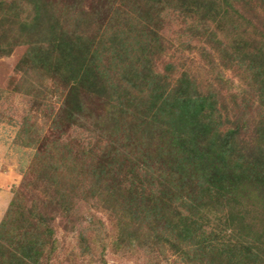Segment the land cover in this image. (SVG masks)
Returning <instances> with one entry per match:
<instances>
[{
  "label": "trees",
  "instance_id": "obj_1",
  "mask_svg": "<svg viewBox=\"0 0 264 264\" xmlns=\"http://www.w3.org/2000/svg\"><path fill=\"white\" fill-rule=\"evenodd\" d=\"M49 1H12L7 15L15 17L17 2L24 4L26 17L20 31L25 43L31 46L27 58L31 59L34 70L50 63L56 67L67 63L68 66L63 67L65 78L82 84L87 79L86 93L97 96L103 108L102 115L97 116L100 122L93 118L96 121L93 126L104 128L107 138L112 140L126 135L128 141L133 140L143 150L158 153L155 146L161 139L164 141L159 133L158 118L176 108L178 115L189 123L201 124L202 131L189 137V145H184L183 136L174 142L182 147L183 162L173 159L163 163L158 159L157 172L169 171L171 174V180L163 183V188L167 194L176 190L165 201L155 194L153 201L146 198L145 188H142L130 203L122 202L123 196L114 190L119 186L112 188V181L102 177L105 168H92L94 177L87 178L82 174L85 172L74 165V160L65 167L63 176L58 174L60 167L46 165L33 182L26 177L0 227V264H42L44 260H50L56 243L52 225L58 219L65 232L80 234L83 254H93L91 245L102 243V229L94 228L91 223L84 226L82 206L91 203L101 208L113 223L117 237L110 247L116 253H137L147 260V264H160L159 259L168 260L171 256H178V261L184 264H203L208 252L218 247L219 254L209 264H252L248 258L254 245L243 248L238 243L225 242L224 218L219 217L223 200L238 203L242 187L232 181L238 180L237 177L212 167L218 161L215 157L241 161L247 158L242 153L249 152L252 155L247 164L259 169L264 183V40L248 38L251 21L242 18L236 8L246 1L264 6V0H133L132 9L117 12L119 18H125V15L127 20L135 19L140 32L147 38L148 48L141 51L129 48L122 39V28L114 30L108 39L103 33L100 39L97 37L98 44L96 37L90 42L78 34L80 23L75 30H66L54 9L55 4ZM79 5V1H74L68 8L72 11ZM5 6L6 0H0V13L6 10ZM169 18L186 25L188 37L210 44L219 53L218 63L222 68L239 74L240 80L247 84L241 96L232 92L224 94L212 87L205 89L188 71L176 80L170 69H167L168 74L156 71L157 52L159 55L164 52L162 50L160 54L163 40L160 31ZM3 24L11 27L13 18H6ZM212 24L217 25L212 27ZM83 25L90 28L92 23ZM221 33L224 39L220 38ZM112 52L118 61L116 66L121 78L118 86L102 64L99 65ZM28 65L25 59L18 71L32 70ZM73 65L77 67L72 76L67 73ZM252 97L261 104L263 114L252 132L255 134L252 141L256 142L249 144L241 137L252 128L248 122L242 126L244 114L238 109V101H248ZM44 105L38 104L39 109ZM74 110L67 114L70 124L76 120ZM89 111L87 104L79 112L81 120L88 118ZM214 144L220 150H213ZM85 154L96 161L95 153ZM186 159L197 162L194 170L198 180H193L192 175L188 178ZM177 177L180 180L176 181ZM29 195H32L30 207L27 204ZM238 224L228 218L225 221L226 229L232 226L234 232L238 231ZM208 230L212 232L208 234ZM225 259L228 261L224 262Z\"/></svg>",
  "mask_w": 264,
  "mask_h": 264
},
{
  "label": "rangeland",
  "instance_id": "obj_2",
  "mask_svg": "<svg viewBox=\"0 0 264 264\" xmlns=\"http://www.w3.org/2000/svg\"><path fill=\"white\" fill-rule=\"evenodd\" d=\"M12 1L17 0H6V10L0 13V227L26 177L33 182L46 165L60 167L58 174L63 176L66 172L65 167L73 164V160L77 169L84 171L85 173L82 174L87 178L93 179L92 168H105L102 177L112 181V188L119 186L114 190L119 191L120 197L123 196L122 202L130 203L131 198L142 188L146 191L144 196L152 201L154 194L161 201L171 198L174 190L167 194L162 186L163 183L171 180V174L169 171L157 172V165H160L157 161L161 159L163 163H166L174 159L176 162H183L182 147L174 142L183 136L184 145H189V137L196 132L200 134L202 131L201 124H191L181 114L178 115L177 106H174L176 110L171 109V112L160 114L159 133L161 137L163 135L164 141L161 139V142L155 146L158 153L143 150L133 140L128 141L126 135L121 134L112 140L107 138L104 135V128L93 126L96 124L93 118L97 119V123L100 122L97 116L102 115L103 108L97 96L86 93L87 79L82 84L65 78L66 71L63 67H66L67 63H64L62 67H56L50 63L45 67L37 66V70L33 69L31 59L27 58L31 53V46L25 43L20 31L26 17V14H23L24 4L17 2L15 17L8 16L7 14H10L8 8ZM74 1H79L80 5L70 11L68 6H71ZM49 2L55 4L54 9L59 15L63 28L71 31L80 23L78 34L83 35L90 42H93L95 37L100 39L103 33L107 34L105 36L108 39L109 34H113L114 30L118 31L122 28V39L126 40L132 51L148 48L149 42L140 32L135 19L127 20L129 18L125 15H123L125 18H119L117 12V10L126 12L132 9L133 0L123 2L121 0H50ZM236 8L242 18L251 21L248 38L264 40L262 3L246 1ZM8 17L13 18L11 27L9 25L5 27L3 24ZM89 21L92 26L87 28L83 24L85 22L89 24ZM216 25L211 26L216 27ZM185 31L186 25L182 22L174 18L166 20L165 28L160 31L163 32L160 54L162 50L164 52L162 55L157 52L156 71L168 74L167 69H170L173 80L180 77L184 71H188L198 78L199 84L205 89L212 87L221 90L224 94L232 92L241 96L247 84L240 80L239 74L222 68L218 63L220 62L219 53L215 52V49L205 40L197 41L188 37ZM220 38H223L222 33ZM115 57L112 52L111 55H106L99 65L102 64L109 78L118 86L121 84V78ZM25 59L32 70L18 71L19 65ZM76 67L73 65L67 74H72ZM29 84L33 87H28ZM42 84L45 87H40ZM42 103L45 105L39 109L38 104ZM238 103V109L244 114L242 119L245 122L242 126L248 122L252 128L250 132H243L244 135L241 138L253 144L256 142L252 141L255 137L252 133L254 125L263 114L261 104L254 97L248 101H238ZM87 104L91 113H88V118L83 121L79 112ZM72 109H75L76 116L74 124H70L67 120V114ZM77 120L80 121L77 122ZM213 150L218 151L220 148L214 144ZM89 151L95 153L96 161L86 156L85 153ZM242 154L247 158L241 161L236 158L232 160L228 158L224 161L221 157H215L218 161L214 162L212 169H221L226 171L228 176L237 177L238 180L232 181L242 187L238 203L228 199L223 200L219 217L224 218L222 226H225V242H231L233 245L238 243L243 248L250 244L254 245L248 261L252 264L255 262L264 264V183L259 169L247 164L251 161L252 154L249 152ZM184 163L189 172L188 178L192 175L193 180H198L194 170L197 162L186 159ZM177 180H180L179 177L176 178ZM30 197L32 199V195L28 196L29 207L31 206ZM82 208L84 226H89L88 224L91 223L94 224V228L102 229V235H100L102 243L96 246L91 245L94 248L93 254H83L80 234L65 232L58 219L52 225L56 242L55 253L50 260H44L42 264H147V260L137 253L114 252L110 245L117 237V233L113 229L109 216L101 208L95 207L94 203L83 205ZM159 210L163 209L159 208ZM227 218L230 222H239L237 232L233 231L232 226L226 229ZM240 224H242L241 227H239ZM211 232L208 230V234ZM208 253L210 255L207 254L204 257L203 264H209L210 260L219 254L218 247ZM178 259V256H171L168 260L161 258L159 262L160 264H184ZM227 261V259L224 260V262Z\"/></svg>",
  "mask_w": 264,
  "mask_h": 264
}]
</instances>
